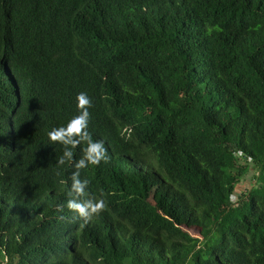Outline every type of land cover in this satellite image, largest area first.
<instances>
[{"label":"trees","instance_id":"obj_1","mask_svg":"<svg viewBox=\"0 0 264 264\" xmlns=\"http://www.w3.org/2000/svg\"><path fill=\"white\" fill-rule=\"evenodd\" d=\"M81 92L87 222L47 135ZM0 264H264V0H0Z\"/></svg>","mask_w":264,"mask_h":264},{"label":"clouds","instance_id":"obj_2","mask_svg":"<svg viewBox=\"0 0 264 264\" xmlns=\"http://www.w3.org/2000/svg\"><path fill=\"white\" fill-rule=\"evenodd\" d=\"M79 114L73 116L66 125L53 128L47 135L51 142L63 145V154L58 157V166H63L66 162H73V149L84 144L82 155L78 161L74 162V171L71 175V187L67 195V208L87 222L95 214H99L105 208L103 199H81L86 196V189L90 181L81 179V169L88 165H99L102 160L107 161L106 149L102 141L93 140L87 131L91 114L89 108L92 107V100L85 92H81L76 97Z\"/></svg>","mask_w":264,"mask_h":264},{"label":"rangeland","instance_id":"obj_3","mask_svg":"<svg viewBox=\"0 0 264 264\" xmlns=\"http://www.w3.org/2000/svg\"><path fill=\"white\" fill-rule=\"evenodd\" d=\"M254 172L255 170L252 169L246 179L243 180L241 186H239L241 189L253 184ZM149 201L152 204H158L164 215L174 221L176 229L181 233L189 234L199 239L202 238L200 235V224L193 219H185L183 203L181 200L174 197L164 198L161 189L157 185H153Z\"/></svg>","mask_w":264,"mask_h":264}]
</instances>
